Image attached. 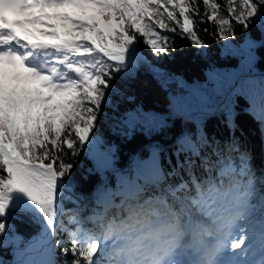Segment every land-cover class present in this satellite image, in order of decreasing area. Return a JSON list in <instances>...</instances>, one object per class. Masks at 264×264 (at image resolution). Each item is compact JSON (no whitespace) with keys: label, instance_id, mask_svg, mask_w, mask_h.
<instances>
[{"label":"snow or ice","instance_id":"6c2138e0","mask_svg":"<svg viewBox=\"0 0 264 264\" xmlns=\"http://www.w3.org/2000/svg\"><path fill=\"white\" fill-rule=\"evenodd\" d=\"M262 9L264 0H0V244L19 213L42 218L28 248L38 258L22 264H52L57 247L68 264H253L255 251L264 264V176L234 137L221 145L198 132L169 171L118 181L91 204L69 183L67 159L86 150L104 89L136 45L155 57L176 37L205 47L200 25L232 39L237 27L264 28Z\"/></svg>","mask_w":264,"mask_h":264},{"label":"trees","instance_id":"16d2710c","mask_svg":"<svg viewBox=\"0 0 264 264\" xmlns=\"http://www.w3.org/2000/svg\"><path fill=\"white\" fill-rule=\"evenodd\" d=\"M199 27L209 29L208 35L199 32L205 47L176 37L174 50L155 57L140 43L112 74L86 150L74 160L67 158L74 163L69 183L87 203L108 189L116 190L118 181L143 184L130 165L135 157L143 160L154 156L156 164L169 171L176 163L177 146L198 132L221 145L234 137L240 151L248 154L255 174L264 176V28L255 23L248 31L237 27L234 38L224 40L214 38L211 24ZM220 104L222 107L213 111L196 112ZM107 144L113 146L110 166L94 168L87 149L98 150ZM146 187L145 197L154 190ZM17 217L10 221L12 231L7 234L16 244H0V264H12L15 252L23 254L41 232L42 218L37 222L19 213ZM46 258L52 264H68L72 257L57 247Z\"/></svg>","mask_w":264,"mask_h":264},{"label":"rangeland","instance_id":"374dc122","mask_svg":"<svg viewBox=\"0 0 264 264\" xmlns=\"http://www.w3.org/2000/svg\"><path fill=\"white\" fill-rule=\"evenodd\" d=\"M219 107H222V104H220ZM205 110L211 111L210 109H205ZM258 115L261 118V116H262L261 111L259 112ZM87 154H88V156H89V158L93 164V167L102 170V169H105L106 167H109L111 164L112 157H113V146L111 144H107V145L99 148L98 150L87 149ZM145 160H147V162H151V160L155 161V157L154 156L148 157V158L143 159L142 161H145ZM133 161H135V163L138 162V161H136V158H134ZM112 171H116V169L114 168ZM13 244L14 245L16 244L15 241H13ZM257 252H254V254H252L250 256L254 257L255 254H257ZM49 255H50V252L47 256H49ZM30 257H33V254L31 252H29L28 250L23 252V254H21L17 251V252H15V260H13L12 264H22V262L24 260H27ZM33 258H38V257H33Z\"/></svg>","mask_w":264,"mask_h":264},{"label":"bare ground","instance_id":"6f19581e","mask_svg":"<svg viewBox=\"0 0 264 264\" xmlns=\"http://www.w3.org/2000/svg\"><path fill=\"white\" fill-rule=\"evenodd\" d=\"M255 252H257V251H255ZM252 254H254V252L250 253V255H252ZM250 255L247 257V259L252 260V261H253V260H256V259H255V256H257V257L260 256V255H259V252H257V254H255L254 257H251ZM233 258H234V257H233ZM259 260H260V259H257L256 262L253 261V264H259V262H258Z\"/></svg>","mask_w":264,"mask_h":264},{"label":"water","instance_id":"95a60500","mask_svg":"<svg viewBox=\"0 0 264 264\" xmlns=\"http://www.w3.org/2000/svg\"><path fill=\"white\" fill-rule=\"evenodd\" d=\"M261 74H263V75H264V72H262ZM218 108H219V106H218V107H215V108H213L211 111H213V110H215V109H218ZM198 111L205 112V110H203L202 108H201V109H199V110H197L196 112H198Z\"/></svg>","mask_w":264,"mask_h":264}]
</instances>
